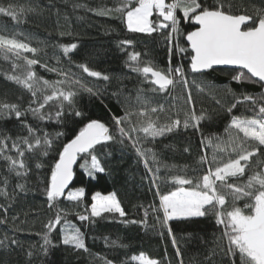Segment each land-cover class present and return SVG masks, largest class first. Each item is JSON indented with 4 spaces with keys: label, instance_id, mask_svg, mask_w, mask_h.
Instances as JSON below:
<instances>
[{
    "label": "trees",
    "instance_id": "1",
    "mask_svg": "<svg viewBox=\"0 0 264 264\" xmlns=\"http://www.w3.org/2000/svg\"><path fill=\"white\" fill-rule=\"evenodd\" d=\"M202 2L213 5L216 0ZM119 3L120 0H0V6L5 8L11 4L34 9L33 12L21 16L19 23L0 14V27L6 26L7 34H16L18 39L39 50L35 55L23 53L27 58H34L40 62L32 66L37 76L55 82L62 79L59 73L63 71L72 79H79L84 87L98 92V95H92L80 85L71 86L76 92L75 110L82 112V117H75L72 110L65 106L64 116L57 120L55 114L59 110V101L49 102L43 110L51 119L41 121L30 113L26 116L28 123L38 128L40 134L47 132L54 138L56 133H63L59 139H54L53 148L47 156L26 157L30 169L26 178L8 176L5 164L0 160V180L8 176L7 191L12 197L6 199L0 195V219L6 216V223L0 224V240L7 236L9 240L15 238L19 242L7 250L0 249V264H104L105 259L113 260L114 264H121L122 261L129 264V258L140 252L161 260L163 264H180L181 260L183 264H231V258L225 256L221 247L217 246L218 244L226 246L227 241L219 239L223 227L216 223L215 216L211 213L187 221H170L182 253L181 257L176 256V249L172 246L167 228H161L157 224V213L152 211V207L159 206L157 188L152 186V177L132 143L127 139L124 143L120 142L113 117L123 116L129 108L138 109L140 105L135 103L138 93L150 100V107L163 106L164 111L158 113L160 123H166L169 118L177 116L183 122L186 112H195L197 115L203 112L205 118L200 121L198 129L193 127L184 129L181 126L178 130L155 140L142 139L138 145L143 149L151 148L156 153L159 163H153L151 160L148 163L154 172L159 167L161 177H167L169 174L193 177L203 174V169L197 163L200 157L206 155L209 160L212 158L214 149L208 145V140L216 138L227 140L228 133L225 129L233 116L254 115L251 105L245 103L238 104L229 112L228 107L233 102V94L259 96L263 94L262 87L252 81L245 80L239 83L233 81L232 76L237 70L214 69L203 75L191 73L188 69L189 60L186 58L191 52L184 36L181 35L178 43L188 51L174 55L171 66L175 68L178 64H183L193 103H187L188 91L180 83L166 93L152 92L150 89L153 86L128 67L129 53L139 52L141 61L152 60L159 68L167 70L169 54L168 45L164 41L167 32L163 35L154 33L152 36L129 32L119 13L98 15L95 11L89 10L111 9ZM227 3L232 5L233 11L246 9L249 14L254 8L264 6V0H227ZM180 28L181 32L186 34L196 27L191 21H182ZM123 40H131L133 43L122 45ZM73 43L77 48L67 56L64 55L60 45ZM16 63L21 65L17 70L19 74L24 70V61L21 59ZM79 64H86L91 70L108 76L109 80L88 76L77 66ZM42 65L55 68L56 71H49ZM12 71V60L0 56V101L21 103L27 107L31 94L5 78L6 74ZM207 83L215 86V98L210 94L213 93L212 89L199 91L196 86ZM63 87L68 90L69 86ZM228 89L232 90V94L228 93ZM217 99L221 101L220 104L216 103ZM152 118L156 119V115ZM89 119H98L105 123L117 137L115 141H109L103 147L97 146L95 154L101 159L105 172L95 173L94 176L87 175L80 167L84 159L78 157L70 187L64 197L55 202V207L49 208L44 189L51 173V166L58 159V152L63 144L73 138ZM135 121L136 117H133V122ZM0 132H6L12 137L27 135L26 130L14 116L0 119ZM138 135L143 138V133ZM185 148L189 151L186 152ZM220 155L223 154H218ZM88 159L90 161V157ZM255 159L253 158L252 167L248 169V175L258 170ZM37 163L42 164V167L37 169L35 167ZM206 167L207 165L204 166L205 169ZM194 169L196 171H193ZM246 179L247 175L241 178V182ZM17 183L24 184L25 190L16 189ZM157 184L162 194L175 190V185L167 183L164 179L158 180ZM0 187H3L2 183ZM78 188L85 190V196L80 202L67 200L68 190ZM96 192L104 195L115 193L126 216L105 213L103 218L81 222L77 217L81 214H90L91 197ZM243 203L240 201L238 205L243 207ZM8 205L10 207L5 213V207ZM61 209L62 217L66 213V219L84 233L87 252L61 242L60 228L68 227L63 219L50 233L54 246L49 247L47 255L40 250V245L43 244L42 234L46 231L44 225L55 217L57 210ZM145 211L148 213L146 225L122 222L143 221ZM159 216L162 219V213H159ZM112 241H116V245H112ZM30 250L33 252L31 257L28 256ZM236 260L238 264V256Z\"/></svg>",
    "mask_w": 264,
    "mask_h": 264
},
{
    "label": "snow or ice",
    "instance_id": "2",
    "mask_svg": "<svg viewBox=\"0 0 264 264\" xmlns=\"http://www.w3.org/2000/svg\"><path fill=\"white\" fill-rule=\"evenodd\" d=\"M79 6V5H77ZM98 15L119 13V17L125 24L127 30L133 33H143L152 36L160 33L168 45L169 66L167 70L159 68L154 61H141V53H129L128 67L132 72L140 74L144 80L152 85V92L166 93L178 83L183 84L188 91L187 103L192 104V96L183 64L175 68L171 66L172 57L179 53H187L188 49L181 47L178 38L183 35L187 41L191 54L186 56L189 60L188 69L191 73L203 75L208 70H214V66H236L239 71L232 76V80L239 83L252 81L259 83L264 88V6L254 8L253 12L233 11L232 5L227 0H216L215 4L207 5L202 0H120V3L111 9H89ZM31 7L9 5L7 8L0 6V14L10 17L17 23L21 16L33 12ZM182 14V15H181ZM182 21H191L197 27L186 34L181 32ZM63 35V34H62ZM131 40L121 41L122 45H131ZM64 55H68L77 48L76 44L60 45ZM175 49V51H174ZM38 49L30 46L17 38L16 34H7V27H0V56L6 60H12V72L6 74V79L22 87L31 94L27 107L21 103L0 101V119L15 117L21 127L26 130L27 135L12 137L6 132H0V160L5 164V171L8 176L15 178H26L30 171L26 162L29 156H47L53 148L54 139H59L63 133H56L52 138L47 132L40 134V130L33 127L25 119L30 113L38 120L51 119V116L44 114L45 106L51 101H59V110L56 111V118L60 120L64 116V108L67 106L74 113L75 117H82L83 113L75 110L74 97L76 92L72 90L73 85L84 87L79 79L61 71L62 79L51 82L37 76L32 70L33 65L40 63L37 59H29L23 53L37 54ZM24 61V70L17 74L21 65L16 63ZM47 68V65H42ZM88 76L109 80V77L99 71L91 70L86 64L77 65ZM49 71H56L55 68H47ZM195 83V81H193ZM63 85H68L65 90ZM199 91L212 89L213 98L215 86L211 83L197 84ZM84 90L92 95H98L92 88L84 87ZM50 92V94H49ZM232 94V90L228 89ZM114 95H116L114 93ZM65 102H67L65 104ZM135 103L140 105L138 109L129 108L123 116H114L120 142L127 139L136 148L137 155L144 161L145 167L152 177L151 183L157 188L159 206L152 207L157 213V224L161 228H167L168 236L171 237L172 246L176 249V256L181 257L177 239L170 226V221H187L193 218L205 217L210 213L215 216L216 223L223 227L220 240H226V246H221L225 256L231 258V264H264V94L252 96L246 93L236 96L233 94V102L228 107L232 112L238 104L251 105L252 117L233 116L225 132L228 133L227 140L216 138L209 139L208 145L213 147L211 160L202 155L197 162L202 175L188 177L183 174H169L167 177L159 175V167L154 172L149 166V160L158 164L156 153L151 149L138 147L142 139L165 136L181 126L184 129L197 128L205 114L201 112L185 113L183 122L178 118H169L166 123H160L158 113L164 111L162 105L150 107V100L137 94ZM220 104L219 99L216 100ZM156 115V119H153ZM133 117L136 121L133 122ZM138 133H143L141 138ZM110 128L98 119H89L80 127L73 138L64 143L58 152V159L51 166V173L44 189L49 208L55 207V202L65 195L69 182L73 179V164L77 158L84 159L80 165L85 173L94 176L95 173H104L105 167L101 159L95 154L97 146H105L109 141H115ZM203 150V144H202ZM185 151H189L185 148ZM10 153H15L11 155ZM218 154H223L218 156ZM90 157V161L89 158ZM253 158L257 171L248 175V169L252 167ZM207 165L206 169L204 166ZM37 169L42 164L35 165ZM193 171H196L195 169ZM247 175V179L241 182V178ZM5 176L0 183V195L11 199L7 191L9 180ZM164 179L167 183L175 185V190L162 194L159 191L158 180ZM16 189L25 190V185L16 184ZM85 196L84 188L75 191H68L66 199L80 202ZM243 201V207L238 202ZM8 207H5V213ZM57 210L55 217L45 225V232L42 234L43 244L40 250L44 255L48 254L53 241L50 233L61 224L63 219L67 228H60L62 233L61 242L66 246H72L77 250L88 251L85 245V236L79 227L72 225L66 219V213L62 217ZM90 214L78 215L81 222H92V218H103L105 213L118 214L125 217L126 212L122 208L115 193L101 195L96 192L91 197L89 205ZM162 213V219L159 216ZM148 213L145 211L143 221H122L124 223H141L146 225ZM6 223V216L0 219V224ZM107 242V237H105ZM116 245V241L111 242ZM15 239H8L7 236L0 240V249L7 250L11 246L18 245ZM28 256H33L30 250ZM167 258V256H165ZM104 264H114L111 259H105ZM125 264V262H121ZM129 264H163L161 260L151 258L143 252L132 255ZM183 264V261H180Z\"/></svg>",
    "mask_w": 264,
    "mask_h": 264
},
{
    "label": "water",
    "instance_id": "3",
    "mask_svg": "<svg viewBox=\"0 0 264 264\" xmlns=\"http://www.w3.org/2000/svg\"><path fill=\"white\" fill-rule=\"evenodd\" d=\"M194 26L197 27L196 25H194ZM194 30H195V29H194ZM192 31H193V30H192ZM185 42H186V44H187V46H188L189 51L191 52L190 47H189V45H188V43H187L186 40H185ZM214 69H230V70H237V71H239V69H238L236 66H223V65H220V66H214ZM208 71H210V70H208ZM208 71H207V72H208ZM262 93L264 94V88H262ZM77 160H78V158H77ZM76 164H77V162H76L75 164H73V172H74V168H75ZM72 181H73V179L69 182V187H70ZM69 187H68V188H69ZM66 190H67V189H66ZM66 190H65V192H66Z\"/></svg>",
    "mask_w": 264,
    "mask_h": 264
},
{
    "label": "rangeland",
    "instance_id": "4",
    "mask_svg": "<svg viewBox=\"0 0 264 264\" xmlns=\"http://www.w3.org/2000/svg\"><path fill=\"white\" fill-rule=\"evenodd\" d=\"M68 191H75V189H69ZM101 195H104V194H101ZM66 196H67V193H66Z\"/></svg>",
    "mask_w": 264,
    "mask_h": 264
}]
</instances>
